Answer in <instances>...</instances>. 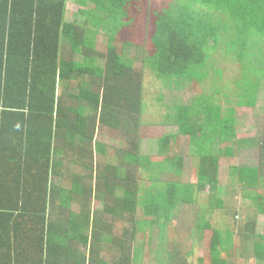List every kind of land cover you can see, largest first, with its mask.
<instances>
[{
  "label": "trees",
  "instance_id": "1",
  "mask_svg": "<svg viewBox=\"0 0 264 264\" xmlns=\"http://www.w3.org/2000/svg\"><path fill=\"white\" fill-rule=\"evenodd\" d=\"M68 1L0 0V264H141L147 226L160 230L149 260L168 246L170 260L186 259L183 205L200 207L184 226L192 243L224 242L215 213L226 229L264 239L246 212H264V138L237 137L238 109L252 107L264 83L254 62L264 0H72V21ZM222 45L239 69L233 78L212 61ZM147 69L161 89L180 80L198 93L168 107L179 131L160 139L156 163L141 154ZM212 77L218 85L205 94ZM101 132L122 146L108 153ZM180 135L199 157L195 183L182 182L183 158L172 153ZM253 149L259 164L232 167L220 185V159ZM149 167L152 186L141 187Z\"/></svg>",
  "mask_w": 264,
  "mask_h": 264
},
{
  "label": "rangeland",
  "instance_id": "2",
  "mask_svg": "<svg viewBox=\"0 0 264 264\" xmlns=\"http://www.w3.org/2000/svg\"><path fill=\"white\" fill-rule=\"evenodd\" d=\"M149 2L148 5L153 7H158L161 5L162 1L164 0H147ZM68 17L67 19L72 21L75 16H73L78 11V7L72 3V0L68 1ZM138 34L141 35V38H136V42L141 43L143 37L145 36L144 31L137 30ZM257 40V47H259L263 53V56L261 57L262 61L258 58L254 59L255 66L259 67L262 65L264 66V40L258 39V37H254ZM106 37L105 36H98L97 37V44H98V50L104 51L106 46ZM135 42V43H136ZM256 45V44H255ZM223 45L218 47L215 53L213 52L212 55V61L216 65V68L222 69L225 71V76L230 78H233L235 72L238 73V67L235 65L234 60H229L224 55ZM140 51V49H136V55ZM133 55V54H132ZM101 62H99L100 64ZM254 64V63H253ZM137 67L141 68V63H137ZM145 89H144V95L146 98V103L148 105L147 113L144 117V124L145 126L142 127V135L143 140L141 144V154L148 156L153 161L152 163L161 162L159 155V143L160 139L163 136L166 135H174L176 136L178 134V127L171 126L166 122V115L169 112L168 107L170 105H173L175 103H186L191 99L192 94H198L192 88L190 89V85L186 84L188 82H182L180 80H171L168 81L167 86L164 85L162 88V83L155 75H153L149 70L145 72ZM263 76V82H264V74H261ZM225 77V80L227 78ZM213 77L208 82L206 89L203 93H209L213 94V88L218 85V82L214 86V80ZM193 91V93H192ZM200 94V93H199ZM162 95V102H158L156 99ZM202 95V94H200ZM219 98H222L221 96H218ZM223 100V98H222ZM237 137L238 138H254L258 137L263 139L264 138V83L263 88L259 92V96L256 98L255 104L251 106H244L238 109V128H237ZM98 141L106 145L109 149H107L108 153L111 151L113 147H121V142L111 139L107 134L100 133L98 136ZM175 156H181L184 161V167L182 170V182L184 183H195L197 181V163L199 161V157L195 155H191V141L188 136L180 135L179 139L175 142L173 147V152ZM258 150H248L246 151V154L244 153L240 157L236 158L233 161H227L225 158L220 159V165H219V184L223 185L225 183H230L232 180V177L230 176L232 167H242V166H255L258 163V156H257ZM114 156V155H113ZM119 159H114V163H118ZM196 164V167H195ZM152 170L150 167L148 170L141 171L142 173V180H141V187L149 188L152 186V180L150 179V175L152 173ZM208 195V193H207ZM200 203L202 205L207 204V198L206 194L201 195V201ZM183 207H186L184 210H181V216L179 217V222H176L177 228L184 229L185 224L189 226V221H195L196 219V211L200 207H191L187 205H183ZM94 208L98 209L101 208V203L99 201L94 202ZM191 212V213H190ZM213 219L216 221L218 228L219 226H223L224 223L223 220L225 218L221 216L220 218L215 213L212 215ZM138 219H144L142 211H138L137 214ZM239 217V216H238ZM223 219V220H222ZM226 220V221H230ZM231 222V221H230ZM264 224V223H263ZM260 225L259 227H261ZM117 228H121V224L117 225ZM147 234L145 239V246H144V254L146 253L147 249H152L149 251V256H156V251L158 247V233L160 230L155 228L154 226H147ZM120 229H118L117 233ZM180 233V232H178ZM182 237H187L186 234H180ZM184 239V238H183ZM141 241V240H140ZM156 259V258H155ZM153 260V258H151ZM154 261V260H153ZM155 263V261L153 262Z\"/></svg>",
  "mask_w": 264,
  "mask_h": 264
},
{
  "label": "crops",
  "instance_id": "3",
  "mask_svg": "<svg viewBox=\"0 0 264 264\" xmlns=\"http://www.w3.org/2000/svg\"><path fill=\"white\" fill-rule=\"evenodd\" d=\"M261 200H264V198ZM262 206H264V203H262ZM246 212L250 216L257 215L255 218L257 222L255 231L257 234L264 236V212L259 213L253 205L246 209ZM260 225L262 226L259 227ZM226 228V226L217 228L221 230L220 234L224 238V242L212 243V245H208L202 240L198 243H192L189 235L185 237L189 241L185 243L187 248L185 245L183 252L190 251V253H186L188 255L186 259L170 260L168 254L171 253L172 247L168 246V254L164 255V250H162L160 256H157L158 260L154 259L155 263H153V260L148 259V250L145 254L143 251V259L141 260L143 263L141 264H264V239H258L255 242L253 237L248 238L245 233V230L249 229L248 227L243 229H241V226ZM118 229L116 228V232H118ZM177 230L180 232L179 234H186L184 229L178 228ZM228 233L231 234L230 237L227 236ZM133 264L139 263L134 261Z\"/></svg>",
  "mask_w": 264,
  "mask_h": 264
}]
</instances>
